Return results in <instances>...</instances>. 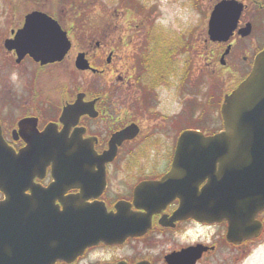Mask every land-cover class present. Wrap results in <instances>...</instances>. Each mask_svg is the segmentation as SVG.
I'll use <instances>...</instances> for the list:
<instances>
[{"label":"flooded vegetation","instance_id":"obj_1","mask_svg":"<svg viewBox=\"0 0 264 264\" xmlns=\"http://www.w3.org/2000/svg\"><path fill=\"white\" fill-rule=\"evenodd\" d=\"M238 1L243 7L228 39H211L207 25L196 33L207 49L203 63L192 58L199 57V48L185 57L188 38L161 34L148 20L145 28L151 30L134 36L124 32L121 15L113 23L102 15L97 24L87 11H75L73 1H60L52 11L40 9L69 39L58 60L41 62L26 53L16 61L15 49L5 46L25 14L39 8L18 14L14 26L7 20L0 27V68L7 70L0 84L5 141L16 152L29 145L41 149L39 134L50 128L55 149L64 150L49 160L27 161L39 168L24 172L31 180L25 178L20 192L11 184L7 191L0 188V200L16 193L36 199L28 210L54 232L52 250L45 251L55 252L49 264H181L187 259L181 252L199 244L205 248L192 264H235L251 242L263 238L264 209L255 215L262 223L259 234L239 242L228 238L226 218L186 215L185 198L197 195L206 180L173 169L179 135L186 129L205 135L220 130L224 95L248 74L264 48V0ZM11 7L8 0V13ZM78 56L88 66L78 67ZM12 63L19 79L11 93ZM76 100L86 104L85 110L62 115ZM125 127L128 136L118 139Z\"/></svg>","mask_w":264,"mask_h":264},{"label":"water","instance_id":"obj_2","mask_svg":"<svg viewBox=\"0 0 264 264\" xmlns=\"http://www.w3.org/2000/svg\"><path fill=\"white\" fill-rule=\"evenodd\" d=\"M243 4L238 0L217 1L209 15L208 34L213 40H226L232 33ZM8 49H15L16 61L30 54L41 62L62 58L70 46L69 39L55 18L46 12L33 9L24 16L23 25L13 37L5 39ZM76 64L88 66L80 56ZM83 102L76 100L65 106L62 115L85 109ZM223 129L205 135L199 130L186 129L178 137L174 153L173 169L187 170V175L197 180H206L197 195L185 198L183 209L186 215L200 220L214 221L226 218L229 221L227 236L239 242L242 238L258 235L262 229L255 219L264 209V48L254 58L249 73L221 103ZM21 119L20 128L24 123ZM50 128L39 134L41 149L31 145L15 151L2 136L0 126V188L7 185L20 192L21 183L31 180L33 170L27 161L49 160L57 152V140L49 133ZM127 127L118 132V139L128 136ZM34 135V134H32ZM63 142H59L61 144ZM63 159H67L64 156ZM180 160L188 161L180 165ZM5 188V189H4ZM36 199L22 197L19 193L6 194L0 200V264H49L55 258L50 240L52 231L40 223L39 215L28 210ZM205 246L189 247L181 256L192 264ZM180 263V261H179Z\"/></svg>","mask_w":264,"mask_h":264},{"label":"rangeland","instance_id":"obj_3","mask_svg":"<svg viewBox=\"0 0 264 264\" xmlns=\"http://www.w3.org/2000/svg\"><path fill=\"white\" fill-rule=\"evenodd\" d=\"M12 7L7 12L6 4L8 0H0V27L3 29L7 26L5 23L8 20L9 25L14 26L18 20V14H22L24 11L39 8L43 10H55L53 5H57L58 2L64 1L72 4L74 10L78 9L87 11L88 16H92L97 24L101 23L102 15L111 18V23L114 22L117 15L122 16V27L124 32L133 33L134 36H139L141 32L151 30L147 29L146 20L149 25L154 24L156 30L161 34L168 33L171 37L182 36L188 38L187 49L185 57H192L197 53L195 49H198L199 57L196 55L192 57L194 60H201L204 62L205 57L208 55L205 43L198 42L195 35L205 30L208 17L209 7H211L217 0H9ZM198 1V2H197ZM14 3V4H13ZM14 5L16 7H14ZM45 12V11H44ZM149 18V19H148ZM167 38L166 36H164ZM190 43V45H189ZM201 43L204 44L202 47ZM202 50V51H201ZM184 56H182L183 58ZM10 88L11 93L15 91L14 87H17L19 69L12 63L10 65ZM7 70L0 68V84L6 76ZM205 81V78H204ZM220 83V82H219ZM223 85V84H222ZM221 83L220 87L221 88ZM205 89L203 85V90ZM3 92L0 93V113H6L5 106L3 105ZM218 126H221V115L217 118ZM241 258L237 259L240 260ZM236 260V261H237ZM235 264H264V236L258 241L251 242L249 249L242 259L241 263Z\"/></svg>","mask_w":264,"mask_h":264}]
</instances>
